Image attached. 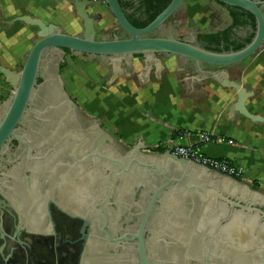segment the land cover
<instances>
[{
  "label": "flooded vegetation",
  "instance_id": "af4514ba",
  "mask_svg": "<svg viewBox=\"0 0 264 264\" xmlns=\"http://www.w3.org/2000/svg\"><path fill=\"white\" fill-rule=\"evenodd\" d=\"M235 9L238 24L228 9L214 31L230 48L254 31ZM199 34L182 40L213 46ZM54 67L0 147V264H264V197L148 167L150 152L84 114Z\"/></svg>",
  "mask_w": 264,
  "mask_h": 264
},
{
  "label": "crops",
  "instance_id": "0c3cea01",
  "mask_svg": "<svg viewBox=\"0 0 264 264\" xmlns=\"http://www.w3.org/2000/svg\"><path fill=\"white\" fill-rule=\"evenodd\" d=\"M119 1L127 16H137L134 10L141 0ZM76 3H83V11L93 17L95 39L128 37L106 4L0 0V64L18 72L38 40V28L15 20L18 16L40 18L58 25L66 34L82 36L83 19ZM213 8L217 14L211 11ZM261 9L264 15V0ZM184 10L196 29L212 28L203 33L231 25L228 9L215 0H194L185 4ZM64 61L59 79L68 94L84 114L98 118L102 128L119 143L140 145L144 147L140 154L150 152L152 158L163 152L160 146L165 142L196 146L209 156L231 160L243 172V179L234 180L195 165L204 170L209 181L229 184V192L240 191L245 184L249 187L247 194L264 196V123L237 111L229 112L237 100L236 91L208 75L209 71L225 70L230 80L251 92L245 100L247 110L264 116V44L251 56L226 66L197 64L175 54L135 55L120 60L117 66L110 58L71 53L64 56ZM50 62L53 64V58ZM12 91L0 74V110ZM203 133L216 140L203 142ZM228 139L234 143H227Z\"/></svg>",
  "mask_w": 264,
  "mask_h": 264
},
{
  "label": "water",
  "instance_id": "95a60500",
  "mask_svg": "<svg viewBox=\"0 0 264 264\" xmlns=\"http://www.w3.org/2000/svg\"><path fill=\"white\" fill-rule=\"evenodd\" d=\"M105 1L114 20L129 34L128 37L95 39L93 17L83 11V3L75 4L79 16L83 19L84 32L82 36L66 34L61 31L58 25L45 23L40 18L28 15L15 18V20L22 21L25 24L36 26L38 28V40L28 52L25 62L18 72H13L0 64V74L4 76L5 81L13 88L8 99L3 102L2 110H0V147L5 144L10 136L14 135L17 123L24 117L27 106L32 102L39 72L42 68L48 66L49 59L53 55H56L53 65L56 67L57 72L59 64L64 61V56L67 53L97 57L99 59L110 58L112 59L111 63L115 66L118 65L120 60L127 61L135 55L154 54H175L183 58L192 59L197 64L226 66L251 56L264 44V15L261 9V0H215L225 6L238 8L250 13L255 21L253 36L249 42L240 49L222 52L206 49L172 35L168 37L150 35L151 32L161 28L166 23L183 0H170L153 20L144 27H137L130 22L119 0ZM84 2L93 3L90 0H84ZM115 74L116 71L114 72ZM208 75L221 85L233 88L236 91L237 100L230 106L229 112L237 111L252 121L264 123V116L249 112L245 106V100L251 95L250 91H247L237 82L230 80L225 70L209 71ZM57 79L61 83L59 75ZM63 95L66 96L65 92ZM132 147L138 155H140L139 151L144 149L140 145ZM151 160L145 165L152 169H156L157 166L171 172L190 173L194 177L203 180H207L209 177L203 172V169L201 170L195 166L198 164L182 159L168 151L155 155ZM149 170L152 171L150 168ZM223 184L225 185L226 183ZM248 188L244 184L240 188V192L247 194ZM253 191L251 190V192Z\"/></svg>",
  "mask_w": 264,
  "mask_h": 264
},
{
  "label": "built area",
  "instance_id": "2783aa9c",
  "mask_svg": "<svg viewBox=\"0 0 264 264\" xmlns=\"http://www.w3.org/2000/svg\"><path fill=\"white\" fill-rule=\"evenodd\" d=\"M96 4H106L105 0H90ZM214 138L211 134L203 133V142H213ZM227 143L233 144L232 139H228ZM162 151H168L182 159L191 161L200 166L209 168L212 171L218 172L226 177L243 179V172L231 160L221 157H213L203 153L198 147L193 145L176 144L174 141H169L161 144Z\"/></svg>",
  "mask_w": 264,
  "mask_h": 264
},
{
  "label": "trees",
  "instance_id": "16d2710c",
  "mask_svg": "<svg viewBox=\"0 0 264 264\" xmlns=\"http://www.w3.org/2000/svg\"><path fill=\"white\" fill-rule=\"evenodd\" d=\"M170 0H141L139 7L134 10V13L137 15L135 17H128L130 22L137 26V27H144L147 25L153 18L169 3ZM217 3H220L216 1ZM221 4V3H220ZM223 5V4H221ZM225 6V5H224ZM132 7V4L130 5ZM231 12V15L233 17V24H238L239 20L237 18V13L234 11L235 8H228ZM252 27H255V21L253 16L248 13ZM222 32H210L206 34H199V37L204 38L210 45H213L211 47H207L206 49L222 52V51H229V50H237L243 47L247 42H249L253 36L251 34L249 37H247L244 42L237 43L233 46V48H230V45L232 44L231 41L226 39L225 37H220V34ZM66 65V62L63 61L59 64V68H62Z\"/></svg>",
  "mask_w": 264,
  "mask_h": 264
},
{
  "label": "rangeland",
  "instance_id": "374dc122",
  "mask_svg": "<svg viewBox=\"0 0 264 264\" xmlns=\"http://www.w3.org/2000/svg\"><path fill=\"white\" fill-rule=\"evenodd\" d=\"M192 1L194 0H183L181 3L182 4L181 7H179V9L175 11V13L166 21V23L161 28L151 32L150 35L155 37H168L169 35H172L173 37L179 39L182 38L188 39L190 36H194L196 33L199 34L206 31H211L212 28L196 29L192 25L193 23L189 20L187 10H184V5L189 4ZM202 11H204L203 6H202ZM211 11H213V13L215 14L218 13V11L216 9L214 10V8L211 9ZM123 35L129 36L127 32H124ZM54 70L55 71L57 70L56 67H54ZM117 142L119 141L117 140Z\"/></svg>",
  "mask_w": 264,
  "mask_h": 264
}]
</instances>
